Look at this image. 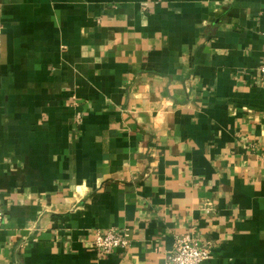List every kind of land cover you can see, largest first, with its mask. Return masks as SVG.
<instances>
[{
	"label": "crops",
	"instance_id": "0c3cea01",
	"mask_svg": "<svg viewBox=\"0 0 264 264\" xmlns=\"http://www.w3.org/2000/svg\"><path fill=\"white\" fill-rule=\"evenodd\" d=\"M0 4V264H264V0Z\"/></svg>",
	"mask_w": 264,
	"mask_h": 264
},
{
	"label": "built area",
	"instance_id": "2783aa9c",
	"mask_svg": "<svg viewBox=\"0 0 264 264\" xmlns=\"http://www.w3.org/2000/svg\"><path fill=\"white\" fill-rule=\"evenodd\" d=\"M1 5V4H0ZM4 27L1 22L0 11V50L2 44ZM260 76L264 78V62L260 67ZM4 222V212L0 208V231ZM128 234L118 233L110 230L107 233L97 232L94 239V246L105 255L115 250H125L130 246ZM213 244L205 242L193 234L183 235L176 239L175 248L170 254L166 264H206L212 258Z\"/></svg>",
	"mask_w": 264,
	"mask_h": 264
}]
</instances>
